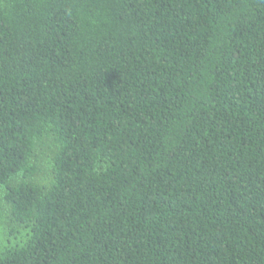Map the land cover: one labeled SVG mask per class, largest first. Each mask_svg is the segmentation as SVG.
Masks as SVG:
<instances>
[{
  "label": "trees",
  "instance_id": "trees-1",
  "mask_svg": "<svg viewBox=\"0 0 264 264\" xmlns=\"http://www.w3.org/2000/svg\"><path fill=\"white\" fill-rule=\"evenodd\" d=\"M2 189L0 264H264V0H0Z\"/></svg>",
  "mask_w": 264,
  "mask_h": 264
},
{
  "label": "rangeland",
  "instance_id": "rangeland-1",
  "mask_svg": "<svg viewBox=\"0 0 264 264\" xmlns=\"http://www.w3.org/2000/svg\"><path fill=\"white\" fill-rule=\"evenodd\" d=\"M57 146L51 138L40 143L33 158L39 171L31 181L41 185L45 189L50 188L53 179V158ZM4 190L0 191V255L25 246L33 233L31 224L18 223L13 219L11 206L6 203Z\"/></svg>",
  "mask_w": 264,
  "mask_h": 264
}]
</instances>
